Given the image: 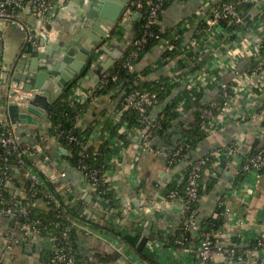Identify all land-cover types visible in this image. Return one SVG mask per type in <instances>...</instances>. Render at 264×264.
<instances>
[{
	"label": "built area",
	"instance_id": "obj_1",
	"mask_svg": "<svg viewBox=\"0 0 264 264\" xmlns=\"http://www.w3.org/2000/svg\"><path fill=\"white\" fill-rule=\"evenodd\" d=\"M172 1L176 0H127L114 26L122 33L125 25L129 24L133 32L132 37L122 47V56L129 47L131 49L119 67L120 70L128 71L118 84L120 100L113 122L118 123L119 119L123 120L119 132L123 133L126 130L127 116L134 112L138 125L132 128L136 133L138 150L155 153L151 147V140L162 128L163 121L169 118L167 113L181 111L183 97H177L175 103L164 102L165 99L160 102L157 91H151L140 85L142 81L158 80V77L146 80L140 73L137 63L140 59L138 52L145 47L149 39L153 38L161 47L159 58L151 63L153 68L162 63L173 62V57L162 55L165 51L180 50L182 54L190 51L193 56L190 71L181 69L180 66H173L176 73L167 80L168 84L183 85L192 91L190 93L192 95L194 92L199 95L210 87H216L215 94L199 108L197 119L192 123H198L205 132L210 133L219 129L228 119L232 118L235 122L249 120L258 124L261 132L264 133V0H202L199 7L200 16L195 19L194 35L197 33V36H191L188 41L182 39L181 31L187 29L189 21L192 20L184 19L178 29L168 32H165L161 26L158 30L152 28L160 23L163 10ZM57 10L55 0H0V22L10 23L24 33L25 43L20 52L21 57L27 56L31 47H37L39 51L43 50V46L37 45L38 34L33 32L29 24L23 22V18L29 16L40 25L41 36L44 34L50 36L54 32L51 28ZM138 21L142 22V29L135 35L134 24ZM234 36L240 39L237 53L231 51L230 47L232 42L229 39ZM97 51L98 46L93 50V55ZM211 51L216 60L218 55L224 53L227 56L226 63L221 67L209 69L202 59ZM118 71L117 68L113 72H108L101 79L98 89L103 90L111 80H118ZM9 75V70L2 69L0 217L6 219L2 234L3 242L6 248H10V244L16 243L18 239L32 243L36 239L46 238L51 243L52 256L43 264H77L69 232L73 228L88 233L94 230L78 224L69 217L64 222L63 206L72 203L75 199L71 196L70 187L61 182L65 178V171H50L48 168L50 157L44 151V143L39 139L37 131L30 129L26 136L27 140L22 142L16 133L17 124L11 123L7 113L8 104L14 102L24 109L27 101L41 93V90L26 91L22 82L10 81ZM80 94L76 86L69 99V105L76 108V121L82 114L83 102L91 96L90 91L85 92L83 96ZM170 102L172 106L168 111L169 109L166 108ZM192 123L186 128H193L195 124ZM75 126H77L76 122ZM48 127L51 130V137L57 142L63 137L68 143L83 144L70 128H62L60 123L53 124L48 121ZM261 137H263L262 142L252 150L253 152L247 154L241 171L259 173L264 170V135ZM188 146V143L179 140L169 155V165H173L177 159L183 157V151L188 149ZM234 150L235 145L228 143L223 147L215 148L207 156L189 160L182 189L171 188L165 195L163 203L176 204L179 211L180 221L175 243L189 252L196 253L195 264H264V234L236 244L218 242L215 240L217 231L199 223L196 218L197 210L193 208L201 197L198 185L202 181L204 171L208 172L212 169L211 174L217 176L220 164ZM87 158V152L81 150L77 169L92 193L97 195L94 197L102 198L108 203L111 199L102 197L99 186L105 185V190L109 191V179L105 172L99 173V169L91 166ZM37 189L42 190V197L37 196ZM225 204L224 199L219 201L221 207H225ZM51 206L54 207L55 216L50 222H44L40 217L32 215L34 210L48 211ZM150 206L160 208L162 204L153 200ZM124 214H127L126 209L120 212V215L124 216ZM192 232L198 236V245L194 249L188 246ZM108 236L116 239L111 235ZM113 247L119 253L123 250V246L117 243H114Z\"/></svg>",
	"mask_w": 264,
	"mask_h": 264
},
{
	"label": "crops",
	"instance_id": "obj_2",
	"mask_svg": "<svg viewBox=\"0 0 264 264\" xmlns=\"http://www.w3.org/2000/svg\"><path fill=\"white\" fill-rule=\"evenodd\" d=\"M115 1L117 4L118 0H107V8H113ZM55 2L58 10L52 23L53 28H51L54 32L50 36L51 39L55 38V42L59 41L62 51L70 52V60L69 63L63 62L56 51L52 49L47 58L38 61L36 70L42 73L56 70L59 76L70 75L72 80L81 73L91 59L89 70L79 78L77 86L81 96L87 91H90L91 96L83 102V111L76 121V125L82 130L88 129L85 140L88 146L97 148L106 139L114 141L115 145L112 146H115L117 151L107 161L108 167L104 171L109 179L108 187L109 191L113 193L114 204L107 203L101 208L96 204V201L91 204L85 200L87 195L94 196L95 194L89 189L77 167L68 163L66 158L69 156L68 149L66 148L65 152H62L60 149L65 146L51 137L47 111L41 112L40 106H37L36 109L40 115H33L32 123H17V130L23 128L25 136L30 129L37 131L39 139L44 143V151L50 157L49 164H52L53 161L57 162V165H53L52 168L48 164L49 170L65 171V178L61 182L70 187L71 196L73 199L75 198L72 203L80 202L82 211L90 219L102 224L113 225L131 235L138 234L137 245L143 236L148 237L140 251H133L126 244L117 238H111L108 234L98 231L88 233L79 230L76 238V250L81 264H195L196 253L189 252L175 243L180 221L177 205L172 203L165 205L163 201L169 189L182 188L189 160L207 156L215 148L223 147L228 143H233L235 150L220 164L216 182L209 190L201 194L197 207V221L201 223L207 218L214 217L217 209L221 207L219 201L224 199L226 204L225 207H222L223 223L219 229L220 233L216 230V241L236 244L264 234V170L259 173H245L241 180L233 184V179L240 171L247 154L262 142L261 135L263 136L264 133L261 132L259 125L249 120L235 122L232 118L228 119L216 131L205 132L204 137L191 149L190 158L187 156L189 154L183 155L173 165H169V155L178 141L182 139L185 128L193 120L196 110L200 104H203L216 92V87H210L206 92L199 95L194 92L192 95L190 94L192 91L179 85L172 89L164 102L182 96L183 92H187L188 96L183 98L181 111L175 112L172 117L163 121L164 124H162L160 132L151 140V147L155 153L138 150L134 129L126 128L123 133H120L119 129L123 120L118 118V123L113 122L120 100V86L117 85L116 88L108 92H100L98 89L101 79L111 71L114 64H111L106 71L98 73L97 64H100L105 58V53L99 49L94 53L95 55L92 56L90 53L84 60L85 52L82 48L88 47L87 41H90L92 37H97L94 32L90 33L91 37L81 32L82 29H89L96 25V21L99 20L93 9L95 0H92L91 4L88 3V0H66L63 4L61 0H55ZM201 2L202 0L170 2L160 16V26L173 30L178 29L184 19L192 20L189 21L187 29L181 31L182 39L188 41L191 36H195V19L200 16ZM23 22L29 24L33 32L38 34L37 41L41 37L39 34L40 25L29 16L24 17ZM129 26L126 24L120 35L111 36L114 26L108 30L100 25L99 27L104 29L107 36L101 37L98 46H102L105 41H108V49H117L123 53V45L133 34ZM0 35V76L2 69L9 70V80H15L14 75L20 72L16 71L20 70L19 59L27 58L29 60L32 56V47L27 56L21 57L20 52L25 43L24 33L10 23L0 22ZM229 40L232 42L231 51L237 53L240 39L234 36ZM160 53V45H155L137 62L141 70L140 73L146 80L161 75L168 76L167 78L170 79L176 73L173 66L182 65L179 68L191 70L192 53L187 51L182 54L180 50L175 51V55L172 56L173 62L162 63L156 68L151 67V63L159 58ZM217 58L216 60L213 51H211L205 54L202 62H206L209 69L221 67L226 63L227 56L224 53L218 55ZM178 59H180L179 62ZM80 62H84L81 70L72 75V67ZM143 69L148 71H143ZM48 73H45L43 80L52 85L55 100L59 97L64 86L59 87V81ZM107 124L114 125V129L107 127ZM211 172L212 169L208 172L204 171L203 183H206L210 179L209 177L214 176ZM144 194L149 197L147 198ZM137 196L143 200L141 204L143 210L136 207ZM153 200L159 201L162 206L160 208L152 207L153 212H144L147 211L144 206ZM122 209L127 210V214L124 216L120 215ZM130 211L131 213H128ZM5 225L6 219L0 217V264H43L45 253L50 252L52 248L50 241L46 238H39L30 243L24 239H18L16 243L10 244V248H6L2 239ZM113 241L117 245L123 246L121 253L114 249ZM197 245L198 236L192 232L188 246L194 249Z\"/></svg>",
	"mask_w": 264,
	"mask_h": 264
},
{
	"label": "trees",
	"instance_id": "obj_3",
	"mask_svg": "<svg viewBox=\"0 0 264 264\" xmlns=\"http://www.w3.org/2000/svg\"><path fill=\"white\" fill-rule=\"evenodd\" d=\"M160 25L156 24L154 26H152L153 29L158 30V27ZM142 29V22L138 21L135 22L134 24V32L135 35L139 34L141 32ZM169 30H171V28L166 29L165 28V32H168ZM120 31H118L116 28H113L111 30V36L112 35H120ZM197 36V33L195 34ZM158 44V41H156V39H149L148 43L145 45V47L138 52V56L141 57L143 56L144 53L150 51L155 45ZM131 49V47H129L124 55L114 63L113 68L111 69V72H113L114 70H116L117 68L119 69L118 71V77L119 79L116 81H110L109 84L107 85V87L103 90H99L100 92H108L110 90H113V88H116L117 85L120 83V80L123 76H126L128 74L127 70H120V63L121 61L125 58L126 54L128 53V51ZM175 50L172 51H165L162 55H168V56H173L175 55ZM180 59H178L179 62ZM90 61L91 59H89L88 63L84 66V68L82 69L81 73L76 76L74 79H72L69 83H67L64 87L62 92L60 93L59 97L50 105V107L48 108L46 115L47 118L50 122L54 123H60L62 128H70L71 132L84 144L79 145V144H75V143H68L65 141V139L63 137L59 138V142L65 146V148L68 149L69 151V156L66 157L68 163L71 166H75L77 167V160L79 158V152L81 150H84L87 152L88 154V162L91 164V166L99 169V173H102L105 171V169L108 167V165L106 164L107 161L110 159L111 155H113L114 153H116L117 148L113 142L110 139H106L102 142V144L97 147V148H93L91 146L86 145L85 140L88 134V129L86 130H82L80 128H78L77 126H75V113H76V108L71 107L69 105V99L72 95V89L76 86H78L79 84V78H81L82 76H84L87 71L90 68ZM182 66V65H180ZM143 71H148L147 69H143ZM168 78L164 77V76H159L158 80H149V81H142L140 83V85L142 87H146L147 89L151 90V91H157L158 92V97L160 99V102L163 101V99L167 98V96L169 95V93L172 91V89H174L177 85L175 84H168ZM167 81V83H166ZM188 96V93L183 92L182 96H180L181 98H185ZM178 98L173 99L172 102L175 103L177 101ZM172 102H170L167 106L166 109H169L172 106ZM203 104H200V107H202ZM199 107V108H200ZM199 108L196 110L193 121H191L189 124H191L192 122H194L197 119V113ZM170 111V109L168 110ZM135 113L131 112L127 118H128V125L127 128H131L132 126L138 125V123L136 122L135 119ZM168 117H172L174 115L173 113L168 112L167 113ZM164 124V122H163ZM195 124L193 126V128L191 129H187L185 128L184 131V135L182 140L185 143H188V149H185L183 151L184 155H187L188 158H190V154H192L191 149L196 145L197 142H199V140L201 138L204 137L205 134V130L202 129L198 123H192ZM188 125V124H187ZM107 127H112V130L114 129V125L111 126V124H107ZM161 130V129H160ZM160 130L158 132H160ZM49 132L51 134V130L49 129ZM157 132V133H158ZM253 152V151H251ZM0 155H1V150H0ZM188 171V169H187ZM243 175H245V172L243 171H239L237 173V175L234 177L233 179V184L236 181H239L242 179ZM210 179L206 182L203 183L202 181L199 183V195L201 196V194L204 193V191L206 192L207 190H209L211 188V186L216 182V179L218 178L217 176H212L209 177ZM185 181V178H184ZM184 181L182 183V187L184 185ZM46 183L48 185L51 184L49 183V181L46 180ZM17 184L20 185V183L17 182ZM170 185V184H169ZM170 187V186H169ZM106 186L105 185H101L99 186V190L102 193V197L103 198H107L109 197L111 200L108 202L109 204H114L113 203V193L111 191H106L105 190ZM180 190L182 188H179ZM5 195L6 192H4ZM36 194L38 197H42V190L37 189ZM62 205V202H61ZM82 204L80 202H74V203H70L67 205H64L63 208L65 210V216L63 217L64 222H66L68 219L67 217H69L71 220L77 222L78 224L84 225L94 231H98V232H102L108 235H111L115 238H117L119 241L123 242L124 244H126L129 248H131V250L133 251H137V242L139 240V235L138 234H134L131 235L130 233H127L124 230H120L117 229V227L113 226V225H106V224H102L99 221H93L92 219H90L86 214H84V212L82 211ZM198 207V203H195L193 205V208H195L197 210ZM222 207H219L216 211V214L214 217H210L207 218L204 222L202 221L201 224L203 226H205L206 228L216 231L221 229L222 227V223H223V216H222ZM33 216H37L40 217L42 219V221L44 222H50L52 221V219L54 218L55 214H54V207L51 206L50 209L48 211H37L34 210L32 213ZM78 229L73 228L69 234H70V240L72 241L73 244V254L75 256V259L77 261V264H81L77 250H76V238H77V233ZM52 256V252L48 251L47 253H45L44 256V262L48 261L49 258ZM53 264V263H52ZM59 264H63V263H59Z\"/></svg>",
	"mask_w": 264,
	"mask_h": 264
},
{
	"label": "water",
	"instance_id": "obj_4",
	"mask_svg": "<svg viewBox=\"0 0 264 264\" xmlns=\"http://www.w3.org/2000/svg\"><path fill=\"white\" fill-rule=\"evenodd\" d=\"M126 1L127 0H118L117 4L115 1L113 8L108 9L107 0H95V6L93 5V9L96 11V14H97L96 17L99 20L96 21L95 23L96 25L89 27V29H82L81 32L88 36H90L91 32H94L97 34V37L95 38L92 37L90 41H87L88 47L82 48L85 52L84 60L88 58L90 53H92L93 55V50L95 47L98 46V41L101 40L102 36L106 35L104 29L102 28L111 30L113 26L116 25L118 16L124 4L126 3ZM65 2L66 0H61L62 4ZM91 2L92 0H88L89 4H91ZM100 25L103 27L100 28L99 27ZM107 44H108V41H105L102 46H98V49L105 53V58L102 59L100 64H97L98 71L97 70L95 71H97L98 73L106 71V69L111 64H114L116 60L119 59L120 56L122 55V52L120 50L108 49ZM37 45L43 46V51H39L37 47H33L31 49L32 56L29 60L27 58L19 59L18 67H20L19 68L20 70H16V71L17 72L20 71V72L14 75V79L15 81H19L23 83L24 90L30 91L33 89H38V90H41V93L34 95L32 99L28 100L27 105L24 109L20 108L18 104L14 102L8 104L7 113H8L11 123L13 124L24 123V122L32 123L33 115H36V116L40 115L36 107L40 106L39 110H41V112H44V111H47L50 105L52 104L51 101H54V93H53L52 85H49L48 82L43 80L45 77V73L47 74L48 72L42 73L41 71L36 70L38 61H42L43 59L47 58L52 49L56 51V53L59 55V57L61 58L63 62L69 63V60H70L69 58L70 52L67 53V52L62 51V46L60 45L59 41L57 40V42H55V39H51V37L48 34H44L43 36L38 38ZM83 64L84 62H80L78 63V65H74L71 70L72 75H75L79 70H81ZM48 74L51 75L52 77H55L59 81L58 83L59 87L65 86L67 82L71 80L72 78V76L70 75L59 76L56 70L49 71ZM16 133L21 137L22 142H25L27 140L25 133L23 131V128H20L19 130H17ZM60 150L62 152H65V148H61ZM53 165H57V162L53 161L52 164H49V167L52 168ZM146 197L148 198L149 196L146 195ZM85 200L89 201L91 204L94 201H96V204L99 205V207L101 208L107 205V203L103 199H97L96 197L92 195H87L85 197ZM135 201L137 202L136 207H138L140 210H143V207L141 206L142 202H141L140 196H137ZM130 205L132 206V204ZM146 206L147 208H145V210L147 211H144V212L154 211L152 206H150V203ZM128 213H131V211ZM147 240H148V237L143 236L137 245V250L140 251L141 248L144 247Z\"/></svg>",
	"mask_w": 264,
	"mask_h": 264
}]
</instances>
